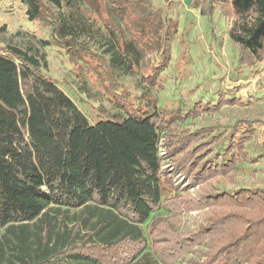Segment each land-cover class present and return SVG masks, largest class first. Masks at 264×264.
<instances>
[{
    "label": "trees",
    "instance_id": "trees-1",
    "mask_svg": "<svg viewBox=\"0 0 264 264\" xmlns=\"http://www.w3.org/2000/svg\"><path fill=\"white\" fill-rule=\"evenodd\" d=\"M18 2L28 21L51 27L45 45L113 81L104 86L114 108L94 107L102 120L92 122L47 73L45 53L0 46V264H176L189 253L199 257L193 264H264V187L237 185L239 169L260 159L248 150L255 121L183 127L242 100L167 114L147 94L136 97L144 106L129 110L115 90L121 76L138 71L147 86L163 87L178 21L152 0ZM191 6L230 21L240 68L264 62V0ZM90 32L109 36L111 57L79 39ZM162 139L174 172L199 186L195 197L179 190L173 171H162ZM192 210L202 218L187 228L183 213ZM159 211L168 216H153Z\"/></svg>",
    "mask_w": 264,
    "mask_h": 264
},
{
    "label": "rangeland",
    "instance_id": "rangeland-1",
    "mask_svg": "<svg viewBox=\"0 0 264 264\" xmlns=\"http://www.w3.org/2000/svg\"><path fill=\"white\" fill-rule=\"evenodd\" d=\"M152 1L155 7L162 9L165 15L179 23L172 61L162 74L163 87L147 86L143 81L142 71L121 76L115 90L125 96L122 102L124 107L132 110L144 106V99H140V102L136 98L142 94L156 98L160 110L165 109L167 114L170 110L189 111L198 102L216 104L222 97L242 100L244 104L241 106H225L219 113L190 119L183 127L194 131L209 125L232 124L240 118L254 120L258 137L256 142L248 146V150L251 157L260 159L256 163H248L244 169H239L237 185L264 187V62L253 68L239 67L237 49L227 37L230 21L220 13L209 19L191 6L192 0ZM51 38V27L28 21L18 0H0V46L12 43L45 53L48 61L47 73L58 80L67 93L77 100L92 122L102 120L94 107L103 104L107 108H114L109 98L112 97V89L104 86V83L109 85L113 81L104 72L99 76L80 57H71L63 49L45 45L44 41ZM79 39L90 50L106 58L111 57L112 53L107 52L111 45L108 35L90 32ZM151 62L154 63L155 58ZM151 67L147 63L143 70L149 73ZM160 156L163 159L162 171L174 172L164 139L160 144ZM174 173L175 185L179 190L187 189L195 197L199 186L190 188L189 178L182 173ZM202 214V210L184 212V225L193 228L195 220L201 219ZM153 216L168 214L159 211ZM143 228L146 230V226ZM197 259L199 257L195 253H189L176 264H193L192 260Z\"/></svg>",
    "mask_w": 264,
    "mask_h": 264
}]
</instances>
